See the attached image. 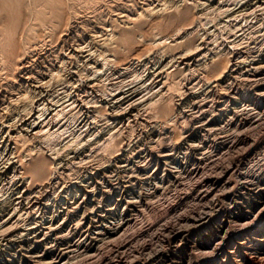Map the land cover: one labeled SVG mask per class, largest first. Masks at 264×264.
Wrapping results in <instances>:
<instances>
[{"label":"rangeland","instance_id":"1","mask_svg":"<svg viewBox=\"0 0 264 264\" xmlns=\"http://www.w3.org/2000/svg\"><path fill=\"white\" fill-rule=\"evenodd\" d=\"M263 10L0 0V264H264Z\"/></svg>","mask_w":264,"mask_h":264},{"label":"bare ground","instance_id":"2","mask_svg":"<svg viewBox=\"0 0 264 264\" xmlns=\"http://www.w3.org/2000/svg\"><path fill=\"white\" fill-rule=\"evenodd\" d=\"M177 1V0H176ZM221 1V0H220ZM248 3V2H247ZM7 4V3H6ZM177 6V5H176ZM258 8H259V5H258ZM175 9H177V8H175ZM255 9V8H254ZM179 10V9H178ZM264 11V10H263ZM186 12V11H185ZM238 12V11H237ZM236 12V13H237ZM242 12V11H241ZM252 12V11H251ZM240 13V12H239ZM34 14V13H33ZM241 14V13H240ZM184 15V14H183ZM201 15V14H200ZM232 15V14H231ZM200 17V16H199ZM198 18V17H197ZM201 19V18H200ZM198 23V22H197ZM199 25V24H198ZM200 27V26H199ZM258 28V27H257ZM260 29V28H259ZM0 30H3V29H0ZM7 31V30H6ZM251 31V30H250ZM231 32H232V30H231ZM4 34V33H3ZM6 34V33H5ZM249 35V34H248ZM6 35H4V37H5ZM231 36V35H230ZM249 38V37H248ZM234 39V38H233ZM254 40V39H253ZM240 41V40H239ZM259 41V40H258ZM8 42V41H7ZM235 42V41H234ZM242 43V42H241ZM3 46V45H2ZM5 46V45H4ZM239 46V45H238ZM244 46V45H243ZM254 46V45H253ZM1 47V46H0ZM9 47V46H8ZM3 48V47H2ZM234 48V47H233ZM236 48V47H235ZM13 49V48H12ZM1 51V50H0ZM5 51V50H4ZM210 51V50H209ZM240 51V50H239ZM256 51V50H255ZM89 52V51H88ZM9 53V52H8ZM241 53V52H240ZM263 53V52H262ZM88 54V53H87ZM203 54V53H202ZM233 54V53H232ZM258 54V53H257ZM5 55V54H4ZM12 55H13V53H12ZM25 55V54H24ZM204 55V54H203ZM207 55V54H206ZM217 55V54H216ZM249 55V54H248ZM101 56V55H100ZM180 56V55H179ZM184 56H185V54H184ZM188 56V55H187ZM233 56V55H232ZM22 57V56H21ZM87 57V59H88V56H86ZM201 57V56H200ZM209 57V56H208ZM10 58V57H9ZM24 58V57H23ZM173 58V57H172ZM28 59V58H27ZM179 59V58H178ZM20 60V59H19ZM202 60V59H201ZM238 60H240V59H238ZM11 61H12V59H11ZM15 62V61H14ZM17 62V61H16ZM186 62V61H185ZM9 63H12V62H9ZM171 64V63H170ZM203 64V63H202ZM239 64V63H238ZM244 64V63H243ZM12 65V64H11ZM23 65V64H22ZM93 65V64H92ZM208 65V64H207ZM260 65V64H259ZM9 66H10V64H9ZM18 66V65H17ZM177 66V65H176ZM238 66V65H237ZM258 66V65H257ZM159 67V66H158ZM171 67V66H170ZM254 67H256V66H254ZM204 68V67H203ZM172 69V68H171ZM235 69V68H234ZM254 69V68H253ZM1 70H2V68H1ZM158 71V70H157ZM249 71V70H248ZM263 73V72H262ZM229 74V73H228ZM157 75V74H156ZM231 75V74H230ZM237 76V75H236ZM160 78V77H159ZM162 78V77H161ZM221 79V78H220ZM260 79V78H259ZM224 80V79H223ZM59 81H60V79H59ZM62 81V80H61ZM65 82V81H64ZM255 82V81H254ZM209 83V82H208ZM34 84V83H33ZM40 85V84H39ZM45 85H46V83H45ZM91 85V84H90ZM256 85V84H255ZM48 86V85H47ZM50 86V85H49ZM69 86V85H68ZM49 88V87H48ZM73 88V87H72ZM46 89V88H45ZM98 89V88H97ZM59 90V89H58ZM220 92V91H219ZM257 92V91H256ZM44 94V93H43ZM227 96V95H226ZM236 96V95H235ZM193 98V97H192ZM210 98V97H209ZM211 99V98H210ZM215 99V98H214ZM196 100V99H195ZM202 100V99H201ZM212 100V99H211ZM216 100V99H215ZM239 100V99H238ZM42 101V100H41ZM227 104V103H226ZM250 105V104H249ZM228 107V106H227ZM224 108V107H223ZM248 108V107H247ZM237 109V108H236ZM251 109V108H250ZM221 111V110H220ZM257 111V110H256ZM264 111V110H263ZM213 112H214V110H213ZM237 112V111H236ZM239 112V111H238ZM239 113H241V112H239ZM256 113H258V112H256ZM255 113V114H256ZM213 114V113H212ZM236 114V113H235ZM250 115V114H249ZM259 115V114H258ZM221 116V115H220ZM230 116V115H229ZM252 116V115H251ZM242 117V116H241ZM247 117H250V116H247ZM254 117V116H253ZM260 117V116H259ZM25 118V117H24ZM28 118V117H27ZM258 118V117H257ZM32 120V119H31ZM152 120V119H151ZM204 120V119H203ZM248 120V119H247ZM18 121V120H17ZM210 121V120H209ZM232 121V120H231ZM20 122H21V120H20ZM20 122H18V123H20ZM216 123V122H215ZM27 126V125H26ZM32 126V125H31ZM9 128H10V126H9ZM209 128V127H208ZM11 129V128H10ZM31 129V128H30ZM202 129V128H201ZM234 129V128H233ZM237 129V128H236ZM38 131H39V129H37ZM220 130V129H219ZM222 130V129H221ZM220 130V131H221ZM239 131V130H238ZM8 132H9V130H8ZM13 132V131H12ZM219 132V131H218ZM35 133V132H34ZM208 133V132H207ZM209 135V134H208ZM37 136V135H36ZM211 139V138H210ZM248 140V139H247ZM153 141V140H152ZM217 141V140H216ZM18 143V142H17ZM231 143V142H230ZM250 143V142H249ZM243 144V143H242ZM203 145V144H202ZM239 145V144H238ZM174 148V147H173ZM30 149V148H29ZM246 149H248V148H246ZM254 149V148H253ZM33 151V150H32ZM213 151V150H212ZM11 152V151H10ZM15 152V151H14ZM13 152V153H14ZM33 153V152H32ZM12 155V154H11ZM32 155V154H31ZM207 155H209V154H207ZM167 156V155H166ZM188 156V155H187ZM222 156V155H221ZM242 159V158H241ZM238 161V160H237ZM244 161V160H243ZM161 163V162H160ZM13 165V164H12ZM19 166V165H18ZM230 167V166H229ZM146 168V167H145ZM148 168V167H147ZM245 168V167H244ZM16 169V168H15ZM134 169V168H133ZM173 169V168H172ZM177 169V168H176ZM198 169V168H197ZM233 170V169H232ZM244 170V169H243ZM13 171V170H12ZM133 172V171H132ZM136 172V171H135ZM134 173V172H133ZM164 173V172H163ZM176 173V172H175ZM253 173V172H252ZM51 174H52V172H51ZM173 175V174H172ZM175 175V174H174ZM132 176H133V174H132ZM150 176V175H149ZM50 177H51V175H50ZM253 178V177H252ZM164 179V178H163ZM245 179V178H244ZM237 180V179H236ZM174 182V181H173ZM43 183V182H42ZM45 183V182H44ZM159 183V182H158ZM237 183V182H236ZM156 184V183H155ZM168 184V183H167ZM174 184V183H173ZM206 184V183H205ZM248 184H249V182H248ZM58 185V184H57ZM240 185V184H239ZM248 186V185H247ZM164 187V186H163ZM241 188V187H240ZM228 189V188H227ZM209 190V189H208ZM163 191V190H162ZM227 191V190H226ZM43 193V192H42ZM68 194V193H67ZM142 194V193H141ZM203 194V193H202ZM153 195V194H152ZM155 195V194H154ZM228 195V194H227ZM227 197V196H226ZM143 198V197H142ZM224 198V197H223ZM46 199H48V198H46ZM144 199V198H143ZM149 200V199H148ZM48 201V200H47ZM150 201V200H149ZM231 201V200H230ZM133 202V201H132ZM138 202V201H137ZM224 202V201H223ZM131 203V202H130ZM129 205V204H128ZM139 205V204H138ZM250 205V204H249ZM16 210V209H15ZM143 210V209H142ZM10 212V211H9ZM12 213V212H11ZM29 214H30V212H28ZM9 214V213H8ZM44 214V213H43ZM127 220V219H126ZM7 221V220H6ZM10 221V220H9ZM247 221V220H246ZM4 222V221H3ZM2 222V223H3ZM60 222V221H59ZM120 222V221H119ZM205 222V221H204ZM128 223V222H127ZM202 223V222H201ZM52 224V223H51ZM193 224H195V223H193ZM240 224H241V222H240ZM5 225V224H4ZM35 225V224H34ZM242 225V224H241ZM60 226H62V225H60ZM118 226V225H117ZM123 226V225H122ZM11 227V226H10ZM31 227V226H30ZM240 227V226H239ZM112 228V227H111ZM6 230V229H5ZM8 230V229H7ZM37 230V229H36ZM39 231V230H38ZM44 231V230H43ZM52 231V230H51ZM56 231V230H55ZM178 231V230H177ZM82 232V231H81ZM90 233V232H89ZM43 234V233H42ZM90 235H92V234H90ZM85 236V235H84ZM206 239V238H205ZM248 239V238H247ZM259 239V238H258ZM37 241V240H36ZM202 241V240H201ZM18 245V244H17ZM32 246V245H31ZM217 247V246H216ZM176 251V250H175ZM185 251V250H184ZM211 254H212V252H210ZM36 254V253H35ZM246 256V255H245ZM261 259V258H260ZM246 260V259H245ZM47 263H48V261H46ZM242 262V261H241ZM243 263V262H242ZM261 263V262H260ZM43 264V263H42ZM261 264H263V263H261Z\"/></svg>","mask_w":264,"mask_h":264}]
</instances>
